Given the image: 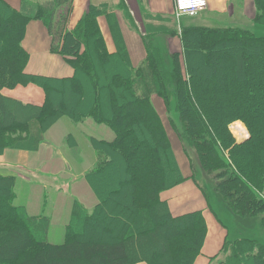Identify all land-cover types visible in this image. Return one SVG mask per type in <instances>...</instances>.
<instances>
[{
    "label": "trees",
    "instance_id": "obj_1",
    "mask_svg": "<svg viewBox=\"0 0 264 264\" xmlns=\"http://www.w3.org/2000/svg\"><path fill=\"white\" fill-rule=\"evenodd\" d=\"M255 1L257 9L264 13V0ZM71 4L72 0H21L16 11L0 0V89L32 83L41 86L45 93L41 106L22 104L0 94V138L5 139L10 132L23 134L27 129L21 126L42 116L45 122L37 121L44 127L46 122L50 123L60 115L66 114L75 120L92 110L98 121L113 124L120 133L119 143L131 137L129 152H119L120 158H115L116 171H120L117 178H113V173L99 178L105 182L99 193L103 196L104 191L105 196L92 215L85 213L82 205H75L81 213L71 217L73 238L67 244L46 242V222L43 218L30 217L22 207H14L11 203L14 177L0 175V264H49L47 259L55 255L93 258L94 264H131L133 260L129 259L136 255L138 245H142L143 259L148 264H193L207 231L202 213L193 211L170 219L167 208L158 207L163 204L158 200L160 191L181 181L176 178L177 171H170L161 164L162 156L167 157L170 143L158 112L146 96L156 90V77L166 79V73L161 72L160 64L158 69L150 64L132 69L125 59L124 45L119 41L115 51L110 52L93 9L69 29ZM262 16L259 18L264 19ZM35 19L41 20L48 31L50 52L62 55L73 68L71 77H44L24 72L27 54L21 41L26 23ZM254 22L264 25L263 21ZM181 33L186 78L180 75L177 59L180 53H177L171 57V76L160 86L171 91L172 83L176 84L175 110L187 131L183 137L188 139V148L196 153L199 169L208 178L206 182L195 180L196 184L204 190L202 184L209 183L238 214V219L255 218L259 214L255 208L262 202L260 191L264 188V171L260 175L252 169V164L258 160L264 170V148L259 146L264 143V133H256L255 138L238 146L230 139L227 126L239 119L250 122L251 129L264 128L263 118L249 115L254 107L264 110V62L253 65L254 60L264 59V37L232 26L189 27L182 28ZM156 49L153 47L152 51ZM16 54L24 55L22 68L17 60L13 68L6 66L3 60ZM11 75L18 82L8 85L10 81L5 77ZM223 93L227 94L228 102L218 98ZM51 114L56 116H52V120ZM30 136L26 141L35 143L34 137ZM105 142L92 143L100 160L113 158L110 144ZM6 144H0V155L4 148L14 147V143ZM25 149L29 150V147ZM228 149L229 158H222V152ZM257 149H260L259 159L254 158ZM131 156L135 163L131 162ZM145 199L149 203L153 201L154 206L148 207L144 216L141 210L145 208H139L138 203ZM14 212L19 220V216H23L22 223L16 225L12 217L6 215ZM162 220L166 222L164 226ZM195 220L200 225L198 229L191 228L195 226ZM255 221L251 220L253 226ZM186 231H191L187 238L182 236ZM126 233L127 239L124 238ZM171 237L174 240L169 244ZM90 241L97 244V249L106 243L120 242V245L110 250L103 247V250L92 251L84 246ZM225 243L227 239L222 250ZM254 244L255 250H237L236 246L233 250L245 253L251 264H264V243L257 241ZM115 253L120 254L122 261L115 260ZM230 259L223 263L230 264Z\"/></svg>",
    "mask_w": 264,
    "mask_h": 264
},
{
    "label": "rangeland",
    "instance_id": "obj_2",
    "mask_svg": "<svg viewBox=\"0 0 264 264\" xmlns=\"http://www.w3.org/2000/svg\"><path fill=\"white\" fill-rule=\"evenodd\" d=\"M241 3L242 0L240 1L238 14L223 21V25L218 24V26L232 25L234 28L248 30L256 36L264 37V25L254 22V20L264 22V19L259 18L264 13L261 12L260 9H257L256 1L253 0V4L248 8H244ZM206 8L192 17H181V21H187L202 16L205 13ZM125 34L128 35L127 39H125L127 45V47H125V59L129 62L132 69L134 67L143 66L144 64H150L152 68L155 69L157 67L158 69V65L160 64L162 66V68H160L162 70L161 72L166 73V79L159 75L156 77V90L154 92H148L146 96L148 102L153 105L158 112L170 143V149L168 150L166 157L167 159L162 156L163 159H160L161 164L167 166L170 171H177L176 178H180L181 181L173 184L170 188H165L160 191L158 200L159 202L162 201L163 204H159L158 207L164 206L165 209L167 208L166 211L171 215L170 219H172L171 217H174V214L171 212L173 209L192 207L198 208L199 210L197 211H200L207 208L220 225L226 228L225 240L227 239L224 249L220 250L216 256L215 262H212V264H225L223 262H225L227 258H231L230 264L234 261L237 262V264H251L245 253L241 254L239 251H234L233 247L236 246L237 250H255V242L258 241L264 243V188H261L260 191L262 202L258 204V208L257 206L255 208V211L258 210V216L255 218H248V216H245L239 220H237L239 218L238 214L234 213L232 209L227 206L228 203H226L222 197L208 185L209 183H203L206 186L202 184L204 187V190H202L196 184L195 180L206 182L208 181V178L207 175H204L199 169V161L196 153L188 148V139L183 137V135L187 134V131L182 124L181 117L178 116L175 110L177 101L176 84L172 83L173 89L170 88L171 91H167L165 86H160L165 81L167 82L169 75L171 76V72L173 71L171 57L173 55H178L177 53H180L177 58L180 62V75L181 77L183 75L184 78H186L184 56L182 54L183 48L180 52H177L176 49L180 46V43L182 46L181 35L177 33L174 35L175 38L169 40L158 37L153 39L146 38L140 41L133 36V33H131L130 30L125 31ZM149 45L152 46V49L153 47H155V49L157 48L156 51L153 52L154 50H150ZM157 51L159 54H157ZM15 60L20 63L22 68L24 64L23 54H16L15 56L9 55V58L3 61L6 66L9 65L13 68ZM258 62L263 63L264 59L259 58L258 60H254L253 65L258 64ZM5 78L10 81L7 83L8 85L18 82L14 78V75H11L10 78L7 76ZM171 79L173 80V78ZM39 87L42 89L41 86ZM218 98L225 99L226 102L229 101V98L225 93ZM90 112V114H85V116L75 118V120L66 114L60 115L59 117L51 114L49 115L50 119L52 120V116H54L56 117V120L53 119L50 123L46 122V124L43 125L44 127H41L42 125L38 124L40 121H43L42 123L45 122V118L42 116V119L38 118L35 121H29L28 123H25L24 126H21V128L27 129L26 131H23V134L10 132L5 136L3 135L5 139L0 138V144H3L2 146L7 145L6 143L9 142L10 144L14 143L13 148H4L1 154L6 153L8 151L7 149H12L11 152L8 151L7 154L11 153L20 156L15 157L10 155L9 159L18 160L23 163L24 166L29 167L24 168L20 165L13 166L10 163L0 164L1 176L13 173L15 176H18L17 174L21 176L23 175L24 178L20 179L13 176L14 186L12 187L11 192L14 193V197L11 199V203L14 207H22L25 213L32 218H43L47 226L45 240L51 244H67L69 240H72L73 234L70 229V225H72L71 217L74 213L76 216L81 213V210L79 209L78 211L76 208L77 206L75 205H82L83 211L92 215L97 204L102 202L103 200L101 199L105 196L104 191L103 196L99 193L101 191L100 186L102 188V185H105V182L101 181L99 178L107 177L110 173H113V178H117L120 171H116L117 166H115V158H120L119 152H129L128 144L130 143H128V141L131 137L128 136L119 143L117 137L120 136V133H118L113 124H103L96 119L94 111L91 110ZM249 115L264 119V110L261 111L254 107L252 113H249ZM39 119L40 121L38 122L37 120ZM248 119H250V117H248ZM249 123L236 119L228 124V135L230 139L234 140V144L243 146L249 141V139L255 138L254 134L259 132L264 133V128L251 129L248 126L250 125ZM28 136L34 137L36 142H27L26 139ZM105 141L111 145L108 146L114 159L112 157H104L100 160L97 156L95 152L96 148H93L94 145H92V143L98 142L97 144L100 145L102 143L105 144ZM2 146L0 145V149ZM26 146L29 147V150L25 149L27 148ZM259 146L260 149L264 148V143ZM16 147H23V152L18 151L20 149L17 150ZM260 149L255 151V159H259ZM146 154L147 153L143 151V155ZM228 156L229 149L221 154V157L224 159L229 158ZM147 157L149 158L148 154ZM132 158L133 157L131 156V162L135 163ZM260 165V161L254 160L252 169L256 172H260L261 175L264 170L260 168ZM6 171H9L10 173H6ZM259 178H261V176H259ZM108 184L110 183L108 182ZM44 192H48V195H45ZM161 194L167 195L166 197H163L165 199L164 201L162 200ZM150 203L147 199L138 203L139 208H145V210H141L142 215H146L148 207L154 206L153 201ZM15 212L9 214L6 213V215L12 217L11 220L18 225L19 223H22L23 216L20 215L19 220ZM251 220H257L255 221V226L252 225L253 221L251 222ZM194 222L195 226L191 228L198 229V227H200L198 221L195 220ZM165 223L166 222H163L162 220L163 226ZM251 225L253 228H250ZM190 234L191 231H186L182 236L187 238ZM124 238H128L127 233L124 235ZM173 240L174 239L171 237V239L168 240V243L171 244ZM108 245L106 243V246H100L97 249V244L90 241L84 246L86 249H92V251H98L99 249L103 250V247H107L108 250H110L119 247L120 242L110 243ZM239 245L240 248L238 247ZM238 252L240 253L239 255ZM63 256H52V258L47 259V262L49 264H94L96 261L93 258ZM113 256H116L115 260H121L119 258L120 254L115 253ZM117 257L119 259H117ZM143 258L142 245H138L136 255L134 258L129 259V261L133 260V263L131 264H148L147 260ZM195 260L196 258L194 259L193 264H195Z\"/></svg>",
    "mask_w": 264,
    "mask_h": 264
},
{
    "label": "crops",
    "instance_id": "obj_3",
    "mask_svg": "<svg viewBox=\"0 0 264 264\" xmlns=\"http://www.w3.org/2000/svg\"><path fill=\"white\" fill-rule=\"evenodd\" d=\"M3 1L17 11L21 0ZM240 1L207 0V8L202 16L181 21L182 18H177L175 15L173 0H72L67 26L69 29H73L80 19L89 10L93 9L97 14L96 22L106 46L110 52H114L115 47L118 46V41L119 44L125 45L124 48L127 47L125 43V39L128 37L125 34L127 30H130L133 36L140 41L146 38L158 37L169 40L175 38V34H180L182 28L232 26H218V24L223 25V21L238 14ZM241 4L244 8H248L253 4V0H242ZM21 47L27 54V61L24 66L25 73L54 78L71 77L73 75V68L66 63L63 56L50 52V36L41 20L35 19L26 23ZM176 49L177 52H180L182 49L181 43ZM0 94L15 99L22 104L38 106L42 105L45 95L43 89L32 83L3 87L0 89ZM7 150L11 152L12 149ZM18 151L23 152L22 150ZM7 152L0 155V164L10 163L13 166L20 165L29 168L18 160L9 159L10 155L15 157L20 155L7 154ZM6 173L10 172L6 171ZM9 175L15 176L13 173ZM17 175L16 178L24 179L23 175ZM44 194L48 195V192H44ZM161 196L164 201L163 197L167 195L161 194ZM197 210L199 209L190 207L173 209L171 212L174 216H178ZM200 211L204 217L207 231L195 264H212L224 245L226 228L220 225L207 208Z\"/></svg>",
    "mask_w": 264,
    "mask_h": 264
},
{
    "label": "built area",
    "instance_id": "obj_4",
    "mask_svg": "<svg viewBox=\"0 0 264 264\" xmlns=\"http://www.w3.org/2000/svg\"><path fill=\"white\" fill-rule=\"evenodd\" d=\"M174 12L177 18L192 17L207 7V0H173Z\"/></svg>",
    "mask_w": 264,
    "mask_h": 264
}]
</instances>
